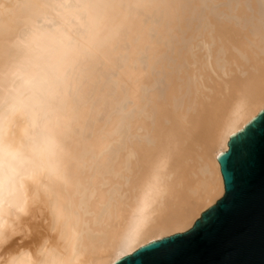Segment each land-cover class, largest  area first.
<instances>
[{"label":"bare ground","instance_id":"obj_1","mask_svg":"<svg viewBox=\"0 0 264 264\" xmlns=\"http://www.w3.org/2000/svg\"><path fill=\"white\" fill-rule=\"evenodd\" d=\"M262 111L264 0H0V264L190 230Z\"/></svg>","mask_w":264,"mask_h":264},{"label":"water","instance_id":"obj_2","mask_svg":"<svg viewBox=\"0 0 264 264\" xmlns=\"http://www.w3.org/2000/svg\"><path fill=\"white\" fill-rule=\"evenodd\" d=\"M239 150L231 159L233 141ZM219 157L224 196L194 226L142 246L115 264H264V111Z\"/></svg>","mask_w":264,"mask_h":264},{"label":"snow or ice","instance_id":"obj_3","mask_svg":"<svg viewBox=\"0 0 264 264\" xmlns=\"http://www.w3.org/2000/svg\"><path fill=\"white\" fill-rule=\"evenodd\" d=\"M241 143H242V140L240 138H237V140L233 141V152L229 154L228 156L229 159H231L232 156L237 153Z\"/></svg>","mask_w":264,"mask_h":264},{"label":"rangeland","instance_id":"obj_4","mask_svg":"<svg viewBox=\"0 0 264 264\" xmlns=\"http://www.w3.org/2000/svg\"><path fill=\"white\" fill-rule=\"evenodd\" d=\"M222 197H223V196H222ZM222 197H221V198H222ZM218 200H219V199H218ZM218 200H217V201H218ZM217 201H216V202H217ZM216 202H215V204H216ZM215 204H214V205H215ZM206 211H207V210H206ZM200 218H201V216L198 218V220H199Z\"/></svg>","mask_w":264,"mask_h":264}]
</instances>
